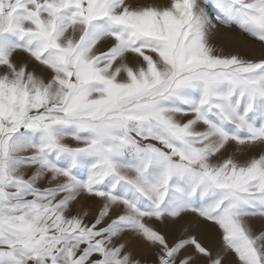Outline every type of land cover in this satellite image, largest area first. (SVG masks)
<instances>
[{
  "label": "snow or ice",
  "instance_id": "obj_1",
  "mask_svg": "<svg viewBox=\"0 0 264 264\" xmlns=\"http://www.w3.org/2000/svg\"><path fill=\"white\" fill-rule=\"evenodd\" d=\"M204 3L0 0V264H264V51L214 43L264 0Z\"/></svg>",
  "mask_w": 264,
  "mask_h": 264
},
{
  "label": "rangeland",
  "instance_id": "obj_2",
  "mask_svg": "<svg viewBox=\"0 0 264 264\" xmlns=\"http://www.w3.org/2000/svg\"><path fill=\"white\" fill-rule=\"evenodd\" d=\"M199 1L200 0H198V2ZM163 2H167V0H163ZM202 4L207 8V5L204 3V0H202ZM214 43H217L218 47H223L228 52L238 51L243 55L258 56L257 49L254 53H251V51H249L248 49L245 48V50H243L241 46H237L235 43L233 44L232 42H228L225 38L214 37ZM153 227L157 228V230L160 231L162 234H165L170 242H172V240L175 238L176 230L174 228L162 224H153ZM195 234L201 240V242L205 244V246L212 248L213 251L219 248V233L214 227L201 226L195 231ZM138 255L142 256V258L146 261L154 260V257L150 254L148 250H146V248L143 251H138Z\"/></svg>",
  "mask_w": 264,
  "mask_h": 264
},
{
  "label": "bare ground",
  "instance_id": "obj_3",
  "mask_svg": "<svg viewBox=\"0 0 264 264\" xmlns=\"http://www.w3.org/2000/svg\"><path fill=\"white\" fill-rule=\"evenodd\" d=\"M199 3L201 4V6L205 7L202 4V0H200ZM214 37L225 38L228 42H232L233 44L235 43L237 46H241L243 50H245L246 48L251 51V53H254L257 49L258 56L260 55L261 51H264V49L257 47L255 42L250 41L249 38L241 32H233L231 30L219 28L217 30V34Z\"/></svg>",
  "mask_w": 264,
  "mask_h": 264
}]
</instances>
